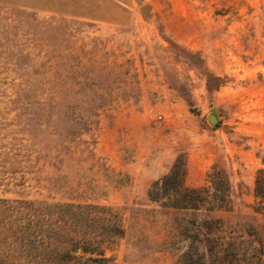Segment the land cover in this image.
Here are the masks:
<instances>
[{
	"label": "rangeland",
	"instance_id": "rangeland-1",
	"mask_svg": "<svg viewBox=\"0 0 264 264\" xmlns=\"http://www.w3.org/2000/svg\"><path fill=\"white\" fill-rule=\"evenodd\" d=\"M95 1L0 0V198L115 214L105 264H186L197 227L264 264V0ZM176 162L223 206L152 200Z\"/></svg>",
	"mask_w": 264,
	"mask_h": 264
},
{
	"label": "trees",
	"instance_id": "trees-1",
	"mask_svg": "<svg viewBox=\"0 0 264 264\" xmlns=\"http://www.w3.org/2000/svg\"><path fill=\"white\" fill-rule=\"evenodd\" d=\"M177 167L176 162L170 174L154 182L150 189L152 200L193 209L208 203L206 209L211 211L223 206L227 197L219 194L220 183L211 180L212 172L208 174L210 186L187 188L183 184L185 172L179 174ZM226 187L224 191L231 188L229 184ZM181 192L185 193L183 198L179 197ZM255 196L264 206V169L257 173ZM166 197L169 199L162 201ZM109 217L114 221L110 223ZM203 227L209 230L207 223ZM197 228L195 236L188 235L191 242L184 253L186 264H228L235 253L229 255L218 249L211 233L204 234ZM99 230L109 237L125 233L115 214L98 217L97 205L0 198V264H105L109 259L87 239L88 234Z\"/></svg>",
	"mask_w": 264,
	"mask_h": 264
},
{
	"label": "water",
	"instance_id": "water-1",
	"mask_svg": "<svg viewBox=\"0 0 264 264\" xmlns=\"http://www.w3.org/2000/svg\"><path fill=\"white\" fill-rule=\"evenodd\" d=\"M209 120H210L212 123H214V124H216V122H217V118H216L215 115H210V116H209Z\"/></svg>",
	"mask_w": 264,
	"mask_h": 264
},
{
	"label": "crops",
	"instance_id": "crops-1",
	"mask_svg": "<svg viewBox=\"0 0 264 264\" xmlns=\"http://www.w3.org/2000/svg\"><path fill=\"white\" fill-rule=\"evenodd\" d=\"M116 1V0H115ZM117 1H119L120 2V0H117ZM96 2V4L98 5V2H99V8H101L102 7V4H103V2H104V0H96L95 1Z\"/></svg>",
	"mask_w": 264,
	"mask_h": 264
}]
</instances>
